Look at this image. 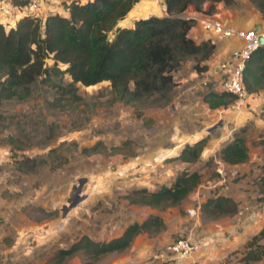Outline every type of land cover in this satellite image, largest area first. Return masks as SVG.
I'll use <instances>...</instances> for the list:
<instances>
[{"label": "rangeland", "instance_id": "374dc122", "mask_svg": "<svg viewBox=\"0 0 264 264\" xmlns=\"http://www.w3.org/2000/svg\"><path fill=\"white\" fill-rule=\"evenodd\" d=\"M8 1L0 0V20L10 15ZM145 1L153 2L142 0L118 25L156 14ZM201 8L246 28L264 17L252 0L204 1ZM193 64L191 58L181 62L173 72L176 84L159 106L114 100L106 81L77 83L75 100L56 92L53 75L31 84L24 99L0 100V264H82V253L62 262L56 253L81 235L106 241L149 215L161 219L158 232H140L127 249L93 264H264V257L244 258L246 243L264 227V87L244 106L232 101L210 109L202 96L216 91ZM235 136L244 139L247 158L227 164L220 149ZM200 138L195 161L174 159L184 144ZM25 157L38 159L33 171L15 167ZM180 171L197 172L199 181L178 204L159 209L127 201L134 190L169 186ZM217 195L232 198L236 211L208 219L200 205ZM180 238L197 246L188 259L163 254ZM257 244L264 247V237Z\"/></svg>", "mask_w": 264, "mask_h": 264}, {"label": "trees", "instance_id": "16d2710c", "mask_svg": "<svg viewBox=\"0 0 264 264\" xmlns=\"http://www.w3.org/2000/svg\"><path fill=\"white\" fill-rule=\"evenodd\" d=\"M139 1L72 0L65 6V16L49 13L40 18L24 14L12 25L0 23V100L24 99L31 91V84L53 75L57 77L53 83L56 92L69 94L75 100L79 98L75 94L77 83L88 87L106 81L114 100L157 106L164 103L176 84L173 72L181 62L193 59V70L201 74L207 70V61L214 49L209 39L195 43L188 36L195 21L181 14L187 6L201 13L204 1L230 4L232 0H164V16L149 15L134 20L132 26H119ZM252 1L264 16V0ZM9 2L15 7L24 4L21 0ZM107 33H111V38H106ZM46 59L52 61L50 67L45 65ZM58 64L64 68L60 69ZM63 75L67 76V82L62 81ZM243 84L251 94L264 87L263 48H257L245 62ZM202 100L213 109L227 106L233 97L209 91L203 94ZM203 144V138L184 144L174 159L195 161ZM220 153L227 164L245 161L244 139L233 137L221 147ZM38 164L34 157L15 161V167L22 172L33 171ZM198 181L197 172L180 171L169 186H160L154 191L137 189L126 198L129 203L164 209L178 204ZM260 183L264 185V177L260 178ZM261 193L264 196V189ZM236 208L232 198L222 195L208 198L200 205L208 219L231 215ZM161 226L158 216L149 215L140 222L126 225L119 235L106 241H94L81 235L67 248L57 251L56 261L82 253L86 257L82 264H93L104 254L127 249L136 234L158 232ZM263 237L264 227L246 243L245 260L264 257V247L257 244Z\"/></svg>", "mask_w": 264, "mask_h": 264}, {"label": "built area", "instance_id": "2783aa9c", "mask_svg": "<svg viewBox=\"0 0 264 264\" xmlns=\"http://www.w3.org/2000/svg\"><path fill=\"white\" fill-rule=\"evenodd\" d=\"M24 2L20 8L24 14L35 15L43 0H21ZM156 4L160 13H165L164 0H152ZM3 3V2H0ZM10 2H7V8ZM11 6V5H10ZM15 7V6H13ZM8 10H10L8 8ZM202 14V13H201ZM36 16V15H35ZM194 19L200 29L207 34V38L212 43L230 39L237 45L229 51L222 60L217 62L215 72L217 73L216 92H224L233 97V102L238 105H245L250 97L243 84V69L245 62L251 54L259 47L264 49V44L259 39L264 40V25L251 26L249 28H236L233 25L225 24L214 16L202 15L200 17H189ZM197 246L191 240L180 238L165 247L166 252L176 255V257L188 259ZM161 251L158 256H162ZM187 264V263H186Z\"/></svg>", "mask_w": 264, "mask_h": 264}, {"label": "crops", "instance_id": "0c3cea01", "mask_svg": "<svg viewBox=\"0 0 264 264\" xmlns=\"http://www.w3.org/2000/svg\"><path fill=\"white\" fill-rule=\"evenodd\" d=\"M70 1H72V0H43L35 15L40 17V18H43L44 16H46L49 13H57V14L65 16V15H67V9L65 8V6ZM79 1L84 2L85 0H79ZM10 5H8V8L10 9V15H8V16L4 15L6 17V19L0 20V23H2V24L12 25L20 16L24 15V12L20 8L13 7L12 5L11 6ZM142 10H143V8H142ZM131 12L127 16V18L130 17L134 11L132 13ZM136 15H137V13H136ZM138 15H141V14L139 13ZM148 15H146V16H148ZM154 15L155 16H163L165 14H162L159 12L158 14H154ZM181 15H182V17H195V18H197V17H200L202 15H207V14H201L199 12H195L192 7L188 6L186 8V10ZM208 15L216 17V15H213V14H208ZM146 16H142L140 18H144ZM220 20L225 24L232 25L228 19H222L221 18ZM258 24L261 26L264 25V17L262 19H259V20L256 19L255 21L253 20L252 22L248 23L249 27H251V26L256 27V25H258ZM131 25H132V23L129 26H131ZM122 26H126V25H122ZM244 27H245V25H244ZM188 36L195 43H198V42L205 40L207 38V34L204 33L200 29V27L196 23V21H195L194 26L189 30ZM213 45H214V49H213L212 55L209 57V59L207 61L208 68L205 72H203L201 74L204 75L205 81L212 84V86H213L212 89L216 91L217 73L215 72V67L217 65V62L219 60H222L225 57V55H227L229 53V51H231V49H233L237 45V43L235 41L227 39V40H223V41H215V42H213Z\"/></svg>", "mask_w": 264, "mask_h": 264}, {"label": "water", "instance_id": "95a60500", "mask_svg": "<svg viewBox=\"0 0 264 264\" xmlns=\"http://www.w3.org/2000/svg\"><path fill=\"white\" fill-rule=\"evenodd\" d=\"M237 23V22H236ZM236 23L235 22H231V24L232 25H234L236 28H243L244 26L243 25H240V24H238V25H236ZM255 29H257V27H255ZM106 38L107 39H109V35H107L106 36ZM259 42L261 43V44H264V40H261V39H259ZM210 129H207V131H209ZM76 191H77V189H76ZM73 204V203H72Z\"/></svg>", "mask_w": 264, "mask_h": 264}, {"label": "bare ground", "instance_id": "6f19581e", "mask_svg": "<svg viewBox=\"0 0 264 264\" xmlns=\"http://www.w3.org/2000/svg\"><path fill=\"white\" fill-rule=\"evenodd\" d=\"M145 2H147V1H145ZM140 3H142V0H140L139 1V3L137 4L138 6H140L139 4ZM147 4H149L150 6H152L155 10H156V14H158L159 13V10L157 9V6H156V4H154V2H147ZM155 14V13H154Z\"/></svg>", "mask_w": 264, "mask_h": 264}]
</instances>
